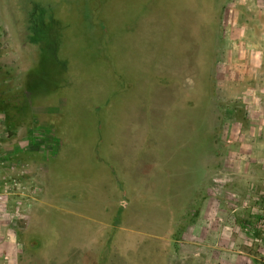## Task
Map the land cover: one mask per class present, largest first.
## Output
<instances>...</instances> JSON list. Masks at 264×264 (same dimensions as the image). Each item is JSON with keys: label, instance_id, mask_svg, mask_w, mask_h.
<instances>
[{"label": "rangeland", "instance_id": "rangeland-1", "mask_svg": "<svg viewBox=\"0 0 264 264\" xmlns=\"http://www.w3.org/2000/svg\"><path fill=\"white\" fill-rule=\"evenodd\" d=\"M36 1L41 48L0 0V70L38 59L31 111L58 117L0 113V264H193L205 204L264 232V0Z\"/></svg>", "mask_w": 264, "mask_h": 264}, {"label": "crops", "instance_id": "crops-1", "mask_svg": "<svg viewBox=\"0 0 264 264\" xmlns=\"http://www.w3.org/2000/svg\"><path fill=\"white\" fill-rule=\"evenodd\" d=\"M244 208L246 211L240 213L239 210ZM253 210L251 206H238L234 203L227 208L216 204H205L193 222L195 224L203 221L207 226L204 233L195 241L199 251L196 249L194 253L193 264H255L251 259L255 252L252 238L261 245L256 252L263 254L261 257L264 261V237H262L264 232L255 229L252 233L250 231L248 233L247 229L255 225L254 222L257 220L262 219L261 216L256 218ZM240 215L243 217L240 218ZM180 241L185 247H191L188 239H180Z\"/></svg>", "mask_w": 264, "mask_h": 264}, {"label": "trees", "instance_id": "trees-1", "mask_svg": "<svg viewBox=\"0 0 264 264\" xmlns=\"http://www.w3.org/2000/svg\"><path fill=\"white\" fill-rule=\"evenodd\" d=\"M22 15L23 16L20 17H23L24 21L22 23H24L25 27L24 13H22ZM48 27L52 28L53 26L48 25ZM52 31L53 30H49L46 35L49 36V33H52ZM39 48H41V46H39ZM37 54L38 56L40 55V53ZM37 64H40V61L38 59L35 61L34 66L24 73V78L18 75V72H15L13 70H0V80L2 82H4L5 76L22 79L18 81L19 84H9L8 88L0 89V113H2L5 118V123L8 127V133L11 136L15 134V130L23 122V115H31L33 116V119L37 121L44 118L42 125L48 128L51 127L50 123L52 122V120L54 121L55 117L57 116V114L54 112L33 113L31 111L36 100L38 103V98L35 96V94L40 88H44V83L40 81L41 77H39L40 75L37 74ZM234 113L235 118L238 121L245 123L248 120L245 109H241L240 112H238V109L234 108ZM194 221L195 219L191 220L190 222ZM254 261L255 264H260V262H258L257 260Z\"/></svg>", "mask_w": 264, "mask_h": 264}, {"label": "flooded vegetation", "instance_id": "flooded-vegetation-1", "mask_svg": "<svg viewBox=\"0 0 264 264\" xmlns=\"http://www.w3.org/2000/svg\"><path fill=\"white\" fill-rule=\"evenodd\" d=\"M19 5L22 13H24L26 35L29 38L28 41L39 45L38 42H36L34 35L39 36L42 32L48 33L50 30L48 25L52 26V24L57 21V16L59 15L54 14L53 10L48 11L46 8L42 7V4L39 1L36 0H19Z\"/></svg>", "mask_w": 264, "mask_h": 264}, {"label": "built area", "instance_id": "built-area-1", "mask_svg": "<svg viewBox=\"0 0 264 264\" xmlns=\"http://www.w3.org/2000/svg\"><path fill=\"white\" fill-rule=\"evenodd\" d=\"M253 232V231H252Z\"/></svg>", "mask_w": 264, "mask_h": 264}]
</instances>
